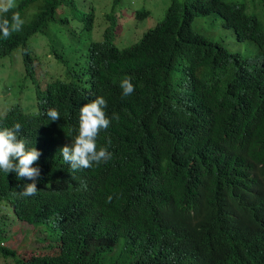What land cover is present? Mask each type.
Returning <instances> with one entry per match:
<instances>
[{"label":"trees","instance_id":"16d2710c","mask_svg":"<svg viewBox=\"0 0 264 264\" xmlns=\"http://www.w3.org/2000/svg\"><path fill=\"white\" fill-rule=\"evenodd\" d=\"M76 1L20 0L33 11L0 64L20 45L28 84L18 87L34 102L19 103L0 69V95L11 103L0 129L19 122V138L39 149L43 162L52 140L70 144L78 134L80 107L103 96L106 114L119 120L101 130L97 148L107 145L112 158L65 173L44 163L46 175L29 197L20 193L32 181L0 170V201L59 248L20 257L4 245L10 233L1 218L0 257L15 264H212V252H220L231 231L222 222L229 202L239 200L248 218L263 199L247 198L264 185V0H171L163 17L126 47L116 43L112 11L121 0H112L105 21L97 22L96 9L79 13ZM211 13L237 40L255 45L257 63L249 67L193 30L198 16ZM149 14L135 12L142 20ZM71 16H79V34ZM41 37L62 74L41 69L33 49ZM126 77L135 91L122 98ZM52 108L58 121L46 115ZM230 218L237 224L236 214Z\"/></svg>","mask_w":264,"mask_h":264},{"label":"clouds","instance_id":"9594fccd","mask_svg":"<svg viewBox=\"0 0 264 264\" xmlns=\"http://www.w3.org/2000/svg\"><path fill=\"white\" fill-rule=\"evenodd\" d=\"M25 11H28V13L25 14ZM32 11L31 6L23 4L22 7L20 0H0V53L5 46L11 47V40L16 37L22 27L27 25L26 18L30 16ZM41 39L45 41L44 38L41 37ZM19 49L20 45L13 48V57L11 59L9 57L5 58L0 64V69L3 68L4 73H7V76H4L5 87L9 90L11 85L17 82V94L26 93L25 90H19L18 84L23 80L25 84H28V80L24 78L23 58L21 55L19 60L16 58ZM7 63H10V66H6ZM44 86L42 85V89L46 87ZM120 87L122 98L131 96L135 91V86L127 77L121 81ZM25 97L32 100L26 103L25 107L34 102L32 97H28L26 94ZM106 108L107 101L103 96H97L91 102L84 103L80 107L78 134L71 140L70 144L52 140L50 148H47L46 152L44 151L43 162L39 161L42 155L41 151L36 147H27L26 140L19 138L18 134L22 131V125L19 122L11 128L4 127L0 129V170L6 174L14 172L18 180L32 181L25 184L24 190L20 193L23 197H29L36 195L37 187H40L38 179L41 178L42 173L45 174L44 163L47 165L56 164L65 173L70 168L77 171L92 168L93 164L99 165L107 162L112 158V153L108 150L107 145L98 149L97 139L102 129L109 128L112 120H119V115L113 113L109 117L106 114ZM6 113L0 114V116L6 117ZM46 115L49 121L52 122L61 118L60 112L55 108L49 109ZM110 144L111 140L109 139L108 145ZM79 181L82 184L88 182L86 180ZM60 185L64 187L65 184ZM255 194L263 199L253 205L254 212L248 218L241 217L242 211L239 200L229 202L222 222H226L231 227V231L223 237L220 252H212V264H264V185L259 187L247 199H254ZM111 201L112 196H109L107 202L110 203ZM11 209L14 213L13 207ZM8 210H10L9 207ZM231 214L237 215V224H232ZM58 250L52 253L56 254Z\"/></svg>","mask_w":264,"mask_h":264},{"label":"rangeland","instance_id":"374dc122","mask_svg":"<svg viewBox=\"0 0 264 264\" xmlns=\"http://www.w3.org/2000/svg\"><path fill=\"white\" fill-rule=\"evenodd\" d=\"M170 1L171 0H121L119 4H115L112 11L117 19L115 28L117 45L126 47L139 41L143 33L148 28L153 27L156 22L163 17L165 8ZM111 3L112 0H78L76 1V10L81 13L93 6L96 9V22L98 20L105 21L104 13L110 8ZM259 7L260 5L257 4V10H260ZM137 8L149 9V16L143 20L136 18L135 12ZM27 13L28 11H25V14ZM70 19L72 28L75 30L76 34H79V16H71ZM107 26L108 22L105 27ZM193 30L219 42L230 51L238 53L243 57L245 62H248L247 65L249 67L257 63V50L255 45L249 40H237L233 30L224 28L221 19L216 16V14L211 13L209 16H198L193 23ZM36 41L37 43L33 45V49L40 55L41 69L48 73L54 72L62 74L64 72L63 66L58 63L52 55L46 53L45 41L41 38ZM20 57L19 53L16 54L18 60ZM3 75L7 76V73H3ZM13 85L14 93H16L17 82ZM25 94V92H21L15 95V99L22 105L32 101L27 99ZM10 98L12 99V97ZM8 108V103L4 102L0 95V114L6 113ZM14 218L16 219L13 210H8L6 201H0V219L6 222V227L10 233V238L4 242L5 246L14 248L19 255L32 252L52 253L58 250V246H49V237L46 233L38 230V227H33L23 221H16ZM40 238L41 240H39ZM0 264H15V261L12 258L6 259L0 257Z\"/></svg>","mask_w":264,"mask_h":264}]
</instances>
